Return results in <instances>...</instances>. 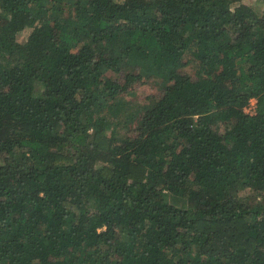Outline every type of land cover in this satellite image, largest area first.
<instances>
[{
	"label": "trees",
	"instance_id": "obj_1",
	"mask_svg": "<svg viewBox=\"0 0 264 264\" xmlns=\"http://www.w3.org/2000/svg\"><path fill=\"white\" fill-rule=\"evenodd\" d=\"M0 264H264V0H0Z\"/></svg>",
	"mask_w": 264,
	"mask_h": 264
},
{
	"label": "rangeland",
	"instance_id": "obj_2",
	"mask_svg": "<svg viewBox=\"0 0 264 264\" xmlns=\"http://www.w3.org/2000/svg\"><path fill=\"white\" fill-rule=\"evenodd\" d=\"M242 1L243 2H246V0H242ZM30 31H31V28L30 27H26L21 32H19L16 37L18 38V40H23V39H25L28 36V34L30 33ZM152 87H153L152 85H149L147 83H144V84H140L136 88V91L138 92V94H142V93L144 94V93L152 90ZM250 107H252V104L251 103L249 104V108Z\"/></svg>",
	"mask_w": 264,
	"mask_h": 264
}]
</instances>
